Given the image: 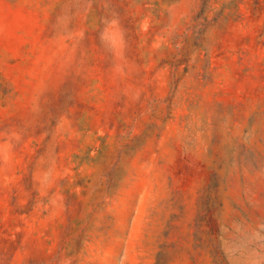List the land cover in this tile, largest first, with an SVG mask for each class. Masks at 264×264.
I'll use <instances>...</instances> for the list:
<instances>
[{
    "label": "rangeland",
    "instance_id": "1",
    "mask_svg": "<svg viewBox=\"0 0 264 264\" xmlns=\"http://www.w3.org/2000/svg\"><path fill=\"white\" fill-rule=\"evenodd\" d=\"M0 264H264V0H0Z\"/></svg>",
    "mask_w": 264,
    "mask_h": 264
}]
</instances>
